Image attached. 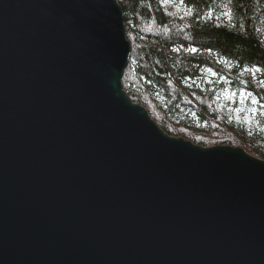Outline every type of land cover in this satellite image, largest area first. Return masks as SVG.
<instances>
[{
  "label": "water",
  "instance_id": "water-1",
  "mask_svg": "<svg viewBox=\"0 0 264 264\" xmlns=\"http://www.w3.org/2000/svg\"><path fill=\"white\" fill-rule=\"evenodd\" d=\"M130 53L117 0H0V264H264V160L165 133Z\"/></svg>",
  "mask_w": 264,
  "mask_h": 264
},
{
  "label": "trees",
  "instance_id": "trees-1",
  "mask_svg": "<svg viewBox=\"0 0 264 264\" xmlns=\"http://www.w3.org/2000/svg\"><path fill=\"white\" fill-rule=\"evenodd\" d=\"M117 2L131 45L122 78L130 100L168 135L264 160V0ZM223 93L232 98L221 105Z\"/></svg>",
  "mask_w": 264,
  "mask_h": 264
},
{
  "label": "rangeland",
  "instance_id": "rangeland-1",
  "mask_svg": "<svg viewBox=\"0 0 264 264\" xmlns=\"http://www.w3.org/2000/svg\"><path fill=\"white\" fill-rule=\"evenodd\" d=\"M167 7L173 11H180V6H175V5H167ZM221 98V99H220ZM218 102L222 105L224 102L228 101L229 98H232L231 95H229L228 93H223L221 96H220ZM247 98V95L244 94V93H241L240 94V99H241V103H240V107H243L242 109L244 110L245 107H246V102H245V99ZM232 103V102H230ZM244 105V106H243ZM255 112H252L251 114H253ZM251 114H248L247 115V118H249L251 116ZM174 137H180V136H174ZM183 138V137H182ZM185 139V138H184ZM215 146H218V145H215ZM202 147V146H201Z\"/></svg>",
  "mask_w": 264,
  "mask_h": 264
}]
</instances>
